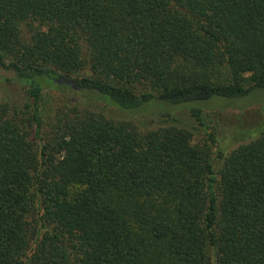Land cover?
<instances>
[{"label": "trees", "instance_id": "obj_1", "mask_svg": "<svg viewBox=\"0 0 264 264\" xmlns=\"http://www.w3.org/2000/svg\"><path fill=\"white\" fill-rule=\"evenodd\" d=\"M0 68V264H264V132L200 108L264 93V0H0Z\"/></svg>", "mask_w": 264, "mask_h": 264}, {"label": "rangeland", "instance_id": "obj_2", "mask_svg": "<svg viewBox=\"0 0 264 264\" xmlns=\"http://www.w3.org/2000/svg\"><path fill=\"white\" fill-rule=\"evenodd\" d=\"M13 74L6 72L0 68V81L10 79ZM15 90V89H14ZM66 94L71 95L69 90H66ZM56 94L52 91H48L45 94L44 102L42 103V110L45 111L44 118H48V112L55 106ZM93 106L98 110H102L111 118L114 119H127V120H141L145 123L143 126L148 128H156L162 121L159 118H137L122 114V112L114 109L113 107H107L108 105L103 102L94 103ZM156 108V110H155ZM196 108V107H194ZM197 108H199L197 106ZM201 109H205L204 120L210 127L209 131L218 130V138L223 147L228 150L235 149L236 145L234 138H237L243 134L252 132L258 134L264 132V93H255L246 98L238 100H228L216 98L211 100L205 105L200 106ZM167 112L174 114L176 109L174 106L164 105L157 103L146 109L144 114H152L154 111ZM178 119L194 128L195 122L190 118L188 111L184 108L178 110L175 114ZM199 134V132H196ZM240 134V135H239ZM199 138V137H198ZM195 141L200 139L194 138ZM220 167V165H218Z\"/></svg>", "mask_w": 264, "mask_h": 264}, {"label": "water", "instance_id": "obj_3", "mask_svg": "<svg viewBox=\"0 0 264 264\" xmlns=\"http://www.w3.org/2000/svg\"><path fill=\"white\" fill-rule=\"evenodd\" d=\"M63 83L71 87L79 88V86L77 85L75 81H64Z\"/></svg>", "mask_w": 264, "mask_h": 264}]
</instances>
